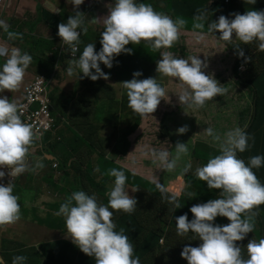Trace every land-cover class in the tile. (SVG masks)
Masks as SVG:
<instances>
[{"label":"clouds","instance_id":"1","mask_svg":"<svg viewBox=\"0 0 264 264\" xmlns=\"http://www.w3.org/2000/svg\"><path fill=\"white\" fill-rule=\"evenodd\" d=\"M69 2L70 7L73 6L74 14L70 16L68 14L65 17V23L57 24L56 34L60 38L61 46L54 48L55 44L50 42L53 48L45 56L50 60L42 65L45 69L50 68L49 65L54 60L55 66L50 68V73H42L35 78L36 80L39 77H45L49 82L45 98L49 100L50 119L47 118L42 128L38 129L33 118L22 114L23 105L27 103L26 88L33 81L24 87V96L19 105L12 99L0 95V224L12 223L19 219L20 206L17 203V196L22 189L28 192L37 190L43 197L44 203H50L53 200L59 205L55 214L63 217L66 236L70 237L71 242L83 254L92 257L95 264H140L139 258L133 255V247L128 236L124 234L123 229L115 231V224L111 219L113 211L131 213L137 204L134 197L137 189L130 185L125 187L124 171L117 168L107 170V175L114 179L108 182L109 185L106 186L103 195L100 189L91 190L89 194H86L82 190L69 188L73 182L67 184L71 181L72 175L76 178L81 176L80 179L90 175V178L97 183L103 179L97 169L100 150L95 146L97 136L93 126L94 102L90 114H77L75 109L78 105L76 104L72 105L69 111L65 110L68 115L70 113L79 115L83 137L79 136L81 141H78V144L87 150L91 160V172L90 169L85 168L84 163L74 165L72 161L68 166L65 165L62 158H54L49 150L52 144L62 141L59 131L62 129L60 119L64 114V111L59 109L60 106L54 103L50 91L51 85L60 84L64 77L75 73L77 85L81 88L87 85V89L94 95H100L108 112L111 113L109 117L118 120L124 115L128 117L133 115L138 121L136 114L140 115V125L131 135L134 140L142 139L138 131L142 128L155 129L164 124L168 130L167 137H160L161 145L158 150L152 147L143 161L128 160L122 164L116 161L115 164L155 184L156 190L162 197L165 193L169 194L167 199L173 211L181 208L178 199L185 194L191 197V193H186L190 190L186 188L185 182L188 175L206 182L204 186L208 189L219 190L216 198L189 207L188 212L192 214L190 220L187 213L174 217L176 235L180 236L176 238L184 237L189 232L193 234V246L187 245L185 240L180 257L186 260L187 264H264V235L257 234L260 218H262L261 211L253 209L254 206L264 203V173L260 172L262 179H258L252 171L253 168H259L262 165L264 158L260 155H251L245 164L237 156V153L245 150L247 152L258 146V143L254 141L256 133L247 135L252 115L251 108L255 104L254 93L236 84L245 72V67H240L239 76H235L234 66L227 65L214 79L212 75H205L203 69L207 67V61L202 62L198 56L178 58L168 51L161 50L160 59L156 61L157 73L175 78L186 85V88L175 94L180 106H195L199 109L198 112L214 107L211 110L217 112V115L220 114L221 117L226 116L229 124H232V119L228 112L227 100L234 103L230 94L234 93V99L237 100L238 96L241 98L240 92H247L244 96L247 98L248 94V101L252 105H245L238 115L240 117L238 121H241L240 125L246 126L245 129L235 127L225 131L221 136L211 127L204 128L206 121L200 120L196 115L187 116L184 112L172 115L157 107L164 97V89L156 82V78L139 79L142 75V71H139L144 67L132 66L129 77L117 82L113 79V73L107 72L100 66L103 64L106 68H111L112 62L118 61L119 54L123 52L130 55L132 49L125 47L129 43L139 44L141 40H144L145 45L153 49L171 47L178 32L184 31L179 30L185 24L184 19L177 17L173 20L168 15L154 11L151 5L138 0H113L107 14L103 17V31L99 33L101 47L94 51V44L87 43L80 51L81 37L86 31L83 23L86 22L83 17L86 9L84 8L81 12L75 11L83 0H68ZM248 2L254 3L255 0H248ZM211 4L212 1L208 3L209 8ZM253 5L254 9L241 10L238 7L234 9L230 6V0H224V4L218 10L229 9L236 13H230V18L217 15L215 21L208 20L207 23V32H219L220 40L230 42L233 38L237 39L238 45L234 48L238 57L244 58L245 63L250 58L240 49L239 44L246 45L255 40L257 50L264 51V0ZM52 8L56 7L52 6ZM179 12L178 9V14ZM61 14L63 13L58 15ZM206 19L205 10H197L192 17V27L203 29ZM0 31L5 32L9 40L20 36L19 33L8 31V25L3 19H0ZM186 32L197 33L187 30ZM217 44L220 45V43ZM41 51L42 49L38 51V55ZM28 52L34 57L32 52ZM197 54L204 58L201 53ZM30 55L27 52L21 53L16 47L8 49L0 45V57L4 58L0 63V93L5 89L13 91L20 85L25 70L31 62ZM143 70L146 72L147 69ZM263 83L264 78L261 79L260 85ZM115 84L119 85L122 91L126 90L127 108L132 115L120 110L98 87L108 86L113 92ZM63 92L64 88H60V98L64 95ZM263 95L264 93L260 94L258 108ZM118 103L123 105L121 101ZM40 104L41 102H37L32 105V111L40 110ZM225 105L228 107L223 108ZM208 116H211L209 120L211 123L213 114ZM86 117H88L87 120H85ZM49 120L51 125L47 126ZM185 122L189 127L194 126L195 131H203L206 136L211 137L213 142L218 143V154L215 153L216 155L209 157L205 164L196 161L193 156L194 149L200 141L196 145V142L192 140H176L170 131V125L173 123L178 127L175 130L176 134H184L187 126L182 124ZM127 124L130 127L133 122L127 121ZM221 124V120L211 123L212 127ZM256 124L259 122H255L252 129L258 126ZM43 133H50L51 138L39 146L38 150H31L33 139L43 141ZM88 141L91 142L90 145ZM143 144L149 145L146 142ZM40 149L44 151V154L39 152ZM26 153L32 157L41 156L43 161L35 163L31 162L30 158L27 164ZM140 169L144 170V173H140ZM184 172L188 173L182 179ZM183 183L185 186H182ZM179 191L183 193L180 195ZM61 196L63 197L58 200L57 198ZM26 210L30 214L29 209ZM242 215L243 218H241ZM217 216L227 218L229 223L215 224L214 220ZM254 216L258 220L255 226L252 222ZM250 232L256 239H250L243 247L246 252L245 258L241 255V247L235 242L243 240ZM163 242L164 237H161L159 243ZM24 260L23 256H13L11 264H24Z\"/></svg>","mask_w":264,"mask_h":264},{"label":"trees","instance_id":"2","mask_svg":"<svg viewBox=\"0 0 264 264\" xmlns=\"http://www.w3.org/2000/svg\"><path fill=\"white\" fill-rule=\"evenodd\" d=\"M210 1H212V4L209 8L208 3ZM138 2L151 5L154 11H157L158 3L164 2L165 12L163 14L168 15L173 20H175L177 17L185 20L184 26L179 29L184 31L178 32L177 38L170 48H161L157 49V51L156 49L145 45L144 40H141L139 44L129 43V48L132 49L131 54L133 55L130 54V60L128 59L126 61L129 62V65H132L133 67L138 66L144 67L143 69H147L146 72H141L142 75L139 77V79L148 77L156 78V82L164 89V97L161 99L157 107L167 113H172V115H178L184 112V114L187 116H194L195 113L199 111V109L195 106H180L175 94H178L182 89L186 88V85H183L182 82L176 80L175 78L159 74L155 71L156 61L160 59L159 54L161 50L168 51L178 58H186L190 55L198 56V54L194 52L195 49L201 53V56L204 57L202 58L198 56V58H200L202 62L205 60L207 61V67L203 69L205 75H212L214 79H216V77L219 75L221 69L227 65L234 66L233 71L235 76H239L238 69L240 67H245V72L239 77V80L236 82V84L253 92L255 96V104L254 107L251 108L252 115L249 122L250 127L247 132L250 133V130L252 129V126L255 122L264 123V109L258 108L260 94L262 95V89H264V83L260 85L261 79L264 78V51L257 50V41L255 40L246 45L239 44L240 49H242L245 55L250 58L248 62L245 63L244 58L238 57L236 54V49L234 47H236L238 44L220 40L218 38L219 32H207L208 20L215 21L217 15H224L226 18H230L229 14L236 13V11H231L229 9H226L225 11L218 10V8L224 4V0H138ZM237 5L238 3H236V0H230V6L232 8L237 9ZM178 9L180 10L179 14ZM248 9H254V5L248 6ZM197 10H205L207 13V19L204 21L203 29H194L192 27V17L197 13ZM83 23L85 28L89 29L87 22ZM186 30L197 33L189 34L186 32ZM210 38H213L217 43H220V45H218L219 47L223 45V50L220 51V49L219 51H215L212 47H202L195 44V41L198 39L209 43L207 39ZM81 39V49H83L84 45L87 43L94 44V51L99 50L101 47L99 43L100 34L93 36L82 34ZM92 39H94V42ZM228 53L229 56H226ZM55 63L56 61L52 60L49 65L50 68L55 66ZM122 64L127 65L125 62H122ZM50 68L47 69L50 70ZM52 98L53 100L55 98L53 94ZM57 98L60 97L58 96ZM61 98H63V96H61ZM262 101H264V97L261 99V102ZM93 102L101 106L102 100L100 95L95 94ZM66 110L69 111L70 109ZM136 115L138 117V121H136V117L133 115L130 117L126 116V120L133 122V124L130 127L128 126V128H126L124 131L119 132L116 139L114 138L112 140L110 135L103 130V122L100 115H95L96 120H94L93 125L97 136V144H95V146L100 150L97 169L98 173L103 179L97 183L96 180L90 178V175H87V178L84 179L79 178L77 179L78 184L81 186L79 190L89 194L91 190L100 189V192L103 195V191L106 190V186L108 184V182H106V179L109 177L107 175V170L111 168L123 170L126 177L125 187L130 185L137 189V192L134 196L137 204L131 213H125L120 210H115L112 212L111 219L115 224L114 230H125L124 234L128 236L129 242L133 247V255L139 258L140 264H154L155 262L156 264H164L166 257H169L167 264H187V261L180 257V251L184 247L185 240L187 245L193 246V234L189 232L188 234L184 235V237L176 238L180 236L176 235L174 217L187 213L188 219L190 220L192 218V214L188 212L189 207L194 204H201L208 201L209 199L216 198V193H218L219 190L208 189L207 186H204L206 182L200 181L193 175H188L185 179V182L187 183L186 188L190 190H188L186 193H191V197L185 194L181 199H178L181 208L175 209L173 211L172 205L168 203L167 199L169 194L165 193V195L162 197L160 192L156 190L155 184L151 183L145 178L136 176L130 171L122 169L117 164H115L116 161L118 164H122V162L124 163L128 160L143 161L144 156L147 155L150 150H152V147H155V149L158 150L159 146L161 145L160 137L168 136V130L166 126L161 124L160 127L155 129L151 127L139 129L138 131L142 139L134 140L131 135L140 125V115ZM182 126H187V131L182 135H177L175 130L178 127L173 123L170 125V131L176 140H192L194 139L195 134H204L203 131H194L190 129L187 122L183 123ZM247 135L250 136V134ZM78 141L81 140L78 139ZM143 142H146L149 145H145ZM197 146L199 148L205 147L206 150H211L210 147L204 146L202 144H198ZM197 146L193 152V156L195 157L196 161H201L205 164L209 157L215 155H211V152H205L202 150L199 152V148ZM255 148L256 147L247 152H245V150L242 153H237L238 158L242 159L243 161H247L251 155L264 156V154H261L259 150ZM217 153L218 151H216V154ZM246 163L247 162H245V164ZM176 165H178V163ZM252 171L253 173L255 172L253 169ZM262 173H264V171ZM113 179V177H110L111 182ZM69 183L70 182L68 181L67 184ZM253 209L261 211L262 218H260V228L257 234L264 235V203L254 206ZM214 223L227 224L229 221L225 217L217 216L214 220ZM161 237H164V242L162 244L159 243V239ZM259 238L260 236L258 239ZM250 239H256L254 235L251 234V232L248 233L243 240L235 242L241 247L242 257L246 258V252L243 247ZM88 261L91 264H95V261L92 257H89Z\"/></svg>","mask_w":264,"mask_h":264},{"label":"crops","instance_id":"3","mask_svg":"<svg viewBox=\"0 0 264 264\" xmlns=\"http://www.w3.org/2000/svg\"><path fill=\"white\" fill-rule=\"evenodd\" d=\"M236 2L239 9L249 10L248 6L258 4L260 0H255L254 3H249L248 0H236ZM112 3L113 0H83V3L75 9L79 12L86 9L83 16L89 27V29L84 27L86 35H98L103 31V17L107 14L108 7H111ZM69 4L68 0H1L0 19H3L14 33L22 30L24 41L20 43L17 39L9 40L7 36H4L3 31H0V45L8 49L16 47L21 53L27 52L29 55L28 51L33 53V48H39L42 49L40 54L46 56L51 52L53 46L41 44L37 47L30 35H36L35 40L38 38L44 40L43 35L49 33L51 34L50 42L55 44L54 48L60 47V38L56 34L57 24L65 23V17L68 14L69 16L74 14L73 6L71 5V8ZM63 5L67 13L58 15L62 12ZM52 6L56 8H52ZM26 37L28 40H25ZM92 40L94 42V39ZM125 47L129 48V44ZM117 58L118 61H113L111 68L105 66L104 68L110 69L114 74L113 79L119 82L129 77L132 65L126 61L130 60V55L127 53L122 52ZM47 62L44 59L38 66L41 67ZM115 69L119 70V76L114 73ZM141 71L144 70L141 69L139 72ZM120 72H125L127 75L122 76ZM66 80L68 77L61 80L60 88H64ZM73 86L71 85L70 88ZM113 88L118 89L120 97L121 87L115 84ZM263 103L264 101L260 103L261 109H264ZM256 128L259 129V136L255 134L254 141L258 143L255 149L264 154V123L259 122ZM260 156L264 158V156ZM30 158L31 162L35 163L43 161L41 156L32 157L26 153L27 164H29ZM253 170H255V176L262 179L261 174L258 173L264 171V162L259 168H253ZM31 195L30 192L22 189L20 195L17 196V203L20 206L19 219L12 223L0 224V264H11L12 257L17 255L25 257L24 264H91L88 261L90 256L83 254L71 242L70 237L66 236L64 219L55 214L59 205L55 204L53 200L50 203L36 204L31 201ZM22 200L27 203H23ZM26 209H29L30 214Z\"/></svg>","mask_w":264,"mask_h":264},{"label":"rangeland","instance_id":"4","mask_svg":"<svg viewBox=\"0 0 264 264\" xmlns=\"http://www.w3.org/2000/svg\"><path fill=\"white\" fill-rule=\"evenodd\" d=\"M65 9L66 8L63 5V7H62L63 15H65V13H66ZM156 12H160L162 14L165 12V3L164 2L157 4V11ZM8 31L13 32L11 28H8ZM3 33H4V36H7L5 32H3ZM15 33L20 34V36H19V38H17V40L20 43H22L24 41V34L22 33V30H20L19 32L16 31ZM30 36H32V38L34 40V44L37 47L40 46L42 43L50 44V41H51V34H49V33L47 35H43L44 40H40L39 38L35 40L36 35H30ZM25 40H28V38L26 37ZM29 41H31V40H29ZM208 41H209V43L205 42L204 40L198 39L195 41V44L200 45L202 47H204V46L212 47L215 51H219L220 49H221L220 51L223 50V48H224L223 45L221 47H219L217 42L216 41L214 42L213 38L208 39ZM230 42H232V43L236 42L235 44H237V39L233 38ZM39 50H40L39 48H33L34 57H31V62L28 65L27 69L25 70V73H24V76H23V79H22L20 85L13 91H9V90L5 89L0 95L6 96L9 99H12L13 101H15L19 105L22 102V99L24 96L23 95L24 87L28 83L34 81L38 75H40L42 73H50L51 69L49 70V69L42 68V66L41 67L38 66L42 61H44V59H46L47 61L50 60V59H48V57L44 58L45 54H39L38 55ZM194 52L198 53L195 49H194ZM37 55H38V57H37ZM226 56H229V53ZM3 59L4 58H0V63L3 62ZM45 66L48 67V65H45ZM69 66H71V64H69ZM100 66L103 69H105L103 64ZM106 70H107V72L112 73L109 69H106ZM104 73H106V72H104ZM114 73L119 76V70L118 69H115ZM120 74L122 76L127 75V73H125V72H120ZM76 77H77V75H75V73L68 76V80L65 81V85H64L63 98H57L60 94L59 84L53 83L51 85L50 91H51V94H53L55 97L54 103L60 106V108L64 111V114H63V118L60 119V126L62 129L59 131V136H61L62 141L52 144L49 147V150L52 152L51 155L54 158H58V157L62 158L63 163L67 166L70 164V162L74 161V165H79V163H84L85 168L90 169L91 160H90V157H88L87 150L81 148L80 145L78 144L79 136L83 137V134H82L83 130H81L80 121L78 119L79 115H73L71 113L68 115V113H66L65 110L70 109V107L73 104H76V105H78V107H76V109H75V111L78 112L77 114H79V113L90 114V112L93 108L92 105H93V100L95 98V95L93 94V92H91L90 90L87 89L88 88L87 85L84 88H81L79 85H77V81L75 80ZM75 84H76V86H75ZM71 85H74V86L72 88H70ZM98 87H99V90L104 92L107 95V98L109 100L113 101L114 105L119 107L120 110L127 111V113L129 115H132V113L127 108L128 104H127L126 90L121 91V95L119 97V92H118L117 88H115V90H113V92H112V90H110L108 88V86L106 87V86L100 85ZM244 93H247V92L246 91L242 92V93L240 92L241 98L238 96L237 100L234 99V97H235L234 93L230 94V98H232L234 100V103L227 100L228 106H229L228 112L230 114V118L232 119V124H229L226 121V116L220 117V114L217 115V112L211 110L214 107H212L211 109L205 108L204 112H197V113H195V115L198 116L200 120L206 121L204 128L211 127L214 132L220 134L221 136L223 135V133L225 131L233 129L235 127H241L243 129H245L246 126L240 125L241 121H238L240 119V117H238V115L242 112V109H243V107H245V105L246 106L248 104L252 105V103H250V101H248V97H249L248 94H247V98H246L244 96ZM249 95H250V93H249ZM119 101H121L123 103V105H120V103H118ZM64 102H65V104H64ZM228 106L225 105L223 108H227ZM110 114L111 113L108 112L104 101H102L101 106L95 104V107L93 110V119L96 120L95 115H100V117L102 118V122H103V126H102L103 130L110 135V138L112 140L114 138L116 139L119 132L124 131L126 128H128V124L126 121V118H127L126 115H124L121 119L115 120V119L109 117ZM209 114H213V116H212L213 120L211 121V123H216L218 120H221L222 124L212 127V125L209 121L211 119V116H208ZM88 117H86L85 120H87ZM224 123H227V124L224 125ZM256 125H258V124H256ZM190 129L195 131L194 126H192V125L190 126ZM252 132L256 133L259 136V129L258 128L254 127L250 131L249 134H251ZM43 136H44L43 141H39L37 138L33 139L32 143H31V145H32L31 150H38L40 148L39 146H41L46 140L51 138L50 133H43ZM194 137H195V139H192V141L196 142V145L200 141L199 144L209 146L211 148V150H206L205 147L199 148L197 146L199 148L198 149L199 152H201V150H202L205 152H211V155H213L216 153V151H218V143L213 142L211 137H208L205 134L201 135L200 133ZM84 138H86V137H84ZM88 144L90 145L91 142L88 141ZM169 145H170V142H169ZM174 151H173V153H174ZM39 152L44 154V151H42V149H40ZM244 162H247V161L244 160ZM129 168H130V166H129ZM139 172L144 173V170L140 169ZM187 173H185V172L182 173V179L184 178V176ZM79 178H81V176H78L76 178L75 176L72 175L70 184H72V182H73V184L70 185L69 188L79 189L81 186H80V184H78V182L76 180ZM94 178L98 179L97 177H94ZM75 180H76V182H74ZM106 182L110 183V177H108L106 179ZM109 183L107 185H109ZM182 186H185V184L183 183ZM30 193L32 194L30 196L32 202H34L36 204L44 203L43 197L41 196V194L37 190L32 191ZM179 193L181 195V193H183V192L179 191ZM47 195L51 196V197L53 196V195H49V194H47ZM62 197L63 196H61L57 199L59 200ZM241 218H243V215ZM252 222H253V225L255 224V222H256V224L258 223V220L255 216L252 217ZM123 232L125 233V230ZM168 258L169 257L165 258L164 264H167ZM154 264H156V262Z\"/></svg>","mask_w":264,"mask_h":264},{"label":"built area","instance_id":"5","mask_svg":"<svg viewBox=\"0 0 264 264\" xmlns=\"http://www.w3.org/2000/svg\"><path fill=\"white\" fill-rule=\"evenodd\" d=\"M49 82L45 77H39L26 88L27 103L23 105L22 114L29 118H33L38 129L42 128L43 122L50 119L49 100L47 97ZM37 102H41L40 110L32 111L31 107ZM51 125L50 120L46 124Z\"/></svg>","mask_w":264,"mask_h":264}]
</instances>
